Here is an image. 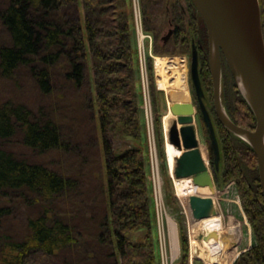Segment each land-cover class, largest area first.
<instances>
[{"label":"trees","instance_id":"16d2710c","mask_svg":"<svg viewBox=\"0 0 264 264\" xmlns=\"http://www.w3.org/2000/svg\"><path fill=\"white\" fill-rule=\"evenodd\" d=\"M128 5L0 0V264H160ZM150 22L145 29L156 38ZM183 28L175 47L187 46ZM199 54V77L209 91L206 47ZM223 101L235 123L254 129L239 91ZM219 138L223 179L235 181L255 239L236 264H264L255 153L222 125ZM117 139L126 142L117 146ZM18 142L45 158L16 155ZM137 231L142 238L131 240ZM181 242L178 264H188L187 237Z\"/></svg>","mask_w":264,"mask_h":264},{"label":"rangeland","instance_id":"374dc122","mask_svg":"<svg viewBox=\"0 0 264 264\" xmlns=\"http://www.w3.org/2000/svg\"><path fill=\"white\" fill-rule=\"evenodd\" d=\"M80 1L81 0H79V3ZM128 2L130 23H132L131 38H133V51H136L137 53V79L135 82V87L137 94L140 95L137 101L139 102V107L142 111V122L145 127L144 145L146 146L145 150L147 154L145 164L148 166L147 180L149 184V194L152 197V211L155 215V233L157 242L156 249L159 263H179L182 255L181 237L184 235L187 237V245L189 249L188 264H204L200 258L194 256L192 253L191 241L194 237L197 238L198 233L193 232L191 228V219L189 218L190 210L186 206L184 196H181L177 193L175 185L176 178L173 173L174 167L173 169L170 167L166 152V144L169 142V127L172 123L168 126L165 125L164 117L166 115H173L170 111V106L176 100L172 96L173 89L167 88V86H160L158 83V79L161 77V75L158 73V69L163 70L165 82L170 83L173 75L166 65L157 63L156 59L165 58L167 60L171 58H180L184 60L183 71L185 74V82L187 85V91L189 92L190 101L195 104L193 125L195 127L196 136L199 143L198 147L201 155L204 157V160L207 161L209 165V171L212 173L214 181L213 192L206 196L211 197L217 206L223 224V234H229L233 236L231 247L232 251L230 250L231 253L228 264H236V262L239 260L240 253L246 251L252 245H254L255 239L251 230V226L243 210L235 181H225L223 179L225 161L222 154L219 171L216 172L214 169V165L212 163L210 139L202 120V114L197 107L194 88L190 78L191 43L192 41L194 42L193 39L195 37L196 42L197 38L201 37L200 33L198 32V30L201 28L204 29L205 33L201 39V42L203 48L206 47V54L208 55V37L206 26L190 0H128ZM166 4L170 6V9L172 10L171 12H173L174 8H177V12H175L174 15L176 16V18L174 17V26L176 29L177 24L180 26V28L181 26L184 27L183 29L185 30L187 36V46H183L184 48H180L179 45L176 47L174 46L175 36L168 44H162V36L166 34V31L169 28L168 20L170 18V15L168 16V13L165 10ZM143 7L146 9L143 10ZM79 8H81V6ZM80 11L82 16V9H80ZM144 11L146 13L148 12L147 17L145 16ZM150 18H154V20H150ZM145 20L151 21L150 25L151 27L155 28L156 38L151 31L145 29ZM222 63L221 99L224 105L223 100L225 99L226 102V100L229 101L231 99L232 101V98L234 99L236 96V90H239L234 82L227 63L224 60H222ZM90 79H92L91 71ZM33 86L34 85H28L26 88L27 92L29 93L28 98L35 96ZM87 86H89V82ZM205 89L206 87L204 88L206 99L204 100L205 105L212 117L218 141L221 146V139L219 138V125L221 124L218 122L215 114L213 103V85H211V89L209 91L208 89ZM71 104L73 107L75 106V103ZM150 108L152 111V121L151 117H149L151 121L149 125L152 128L150 127L149 132L147 115ZM66 129H68V124H66ZM128 141L130 142L129 139ZM113 142L117 146H121L122 142L126 141L123 139H117L113 140ZM13 151L16 155L27 158L28 160L39 161L45 158V156H38L32 153L29 149L23 147L20 142L14 144ZM94 155L96 156V153H94ZM202 193L203 191L199 190V192L195 193V195H204ZM19 215H21V213H19ZM168 217L174 222L177 232L178 251L176 254H174V251L172 250L169 233L170 223ZM142 235L143 231H137L132 233L130 237L133 241H139L142 238Z\"/></svg>","mask_w":264,"mask_h":264},{"label":"water","instance_id":"95a60500","mask_svg":"<svg viewBox=\"0 0 264 264\" xmlns=\"http://www.w3.org/2000/svg\"><path fill=\"white\" fill-rule=\"evenodd\" d=\"M190 2L207 29L208 61L217 120L253 149L264 195V36L259 0H190ZM221 57L227 63L239 92L254 114L256 120L254 129H248L235 123L222 103ZM198 65V52L195 43L192 42L190 78L197 107L202 114V120L210 139L212 163L215 171L218 172L221 158L220 146L212 117L205 105ZM170 111L176 120L169 127V142L182 151L175 158L173 170L175 178L190 177L194 187L207 188L212 191L213 176L205 165L199 150L193 125L195 104L191 101H175L170 106ZM190 202L192 209L189 218L191 222H196L204 217L212 198L193 195L190 197ZM221 235L217 228L200 231L197 234V240L203 245L211 242L219 244Z\"/></svg>","mask_w":264,"mask_h":264},{"label":"bare ground","instance_id":"6f19581e","mask_svg":"<svg viewBox=\"0 0 264 264\" xmlns=\"http://www.w3.org/2000/svg\"><path fill=\"white\" fill-rule=\"evenodd\" d=\"M156 61L157 63L166 65L167 68L170 70L171 74L173 75V78L171 79L170 83L165 82V75L163 73V70L158 69V73L161 75V77L158 79L159 85L167 86V88L173 89L172 96L176 101L189 102L190 96L189 92L187 91L185 74L183 71L184 60L180 58H171L167 60L165 58H157ZM164 119L165 125L168 126L176 120V117L174 115H166ZM166 152L168 155L169 165L173 169L175 158L179 156L182 151L178 147L172 145L170 142H167ZM204 162L207 168L209 169L207 161L204 160ZM175 185L177 193L181 196H184L185 203L187 204L186 206L190 211L192 209V204L190 202L191 196L195 195V193L199 192V190L203 191L202 194H204L200 196H206L209 193L213 192V190L211 191L207 188L194 187L192 184V179L190 177L175 179ZM168 219L170 223L169 233L171 238L172 250L174 251V254H176L178 251L177 232L172 219L169 217ZM191 228L195 233H198L200 231H209L217 228L222 234L220 243L217 244L215 242H211L210 244L208 243L203 245L199 243L196 237H194L191 241L192 253L194 256L200 258L204 262V264H228L230 259V253L232 251L231 247L233 242V236L229 234H223V224L221 220V215L213 199L210 206L205 210L204 217L199 221L191 222Z\"/></svg>","mask_w":264,"mask_h":264},{"label":"flooded vegetation","instance_id":"af4514ba","mask_svg":"<svg viewBox=\"0 0 264 264\" xmlns=\"http://www.w3.org/2000/svg\"><path fill=\"white\" fill-rule=\"evenodd\" d=\"M193 5V4H192ZM190 7H191V5H190ZM180 8V7H179ZM192 8V7H191ZM175 9V8H174ZM174 9H173V12H171L172 10L170 9V6L168 5V4H166L165 5V10H166V12L168 13V16L170 15V18H169V20H168V30L166 31V34L165 35H163L162 36V44L163 45H166V44H168L169 42H171V40H172V38L175 36V34L177 33V29H179L180 28V26L177 24V29H176V27L174 26V20H175V18H176V16H174L175 15V11H174ZM181 9V8H180ZM175 10H177V8L175 9ZM182 10V9H181ZM189 10H190V8H189ZM170 12V13H169ZM175 17V18H174ZM150 20H154V18H150ZM198 32L200 33V36L201 37H199V38H197V42H196V37L193 39L194 40V43H195V46H196V49H197V52H198V61L200 62V54H199V52L202 50V51H204V48L202 47L203 45H202V42H201V39H202V37H203V35L205 34L204 33V29L203 28H201L200 30H198ZM153 33V32H152ZM193 42V41H192ZM191 49H192V43H191ZM222 60H223V57H221V63H222ZM223 64V63H222ZM203 88V87H202ZM204 90V89H203ZM204 95H205V91H204ZM204 100H206L205 99V97H204ZM196 103H197V101H196Z\"/></svg>","mask_w":264,"mask_h":264},{"label":"built area","instance_id":"2783aa9c","mask_svg":"<svg viewBox=\"0 0 264 264\" xmlns=\"http://www.w3.org/2000/svg\"><path fill=\"white\" fill-rule=\"evenodd\" d=\"M148 126H149V132H150V122L152 121V111H151V108L149 109V113H148ZM149 117H151V121H150V119H149ZM152 124V123H151ZM152 128V127H151ZM148 131V130H147ZM153 150H154V147H153Z\"/></svg>","mask_w":264,"mask_h":264}]
</instances>
